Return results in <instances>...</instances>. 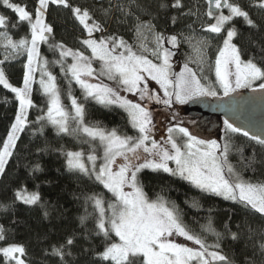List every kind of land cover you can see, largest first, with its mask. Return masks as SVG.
<instances>
[{"label":"snow or ice","instance_id":"obj_1","mask_svg":"<svg viewBox=\"0 0 264 264\" xmlns=\"http://www.w3.org/2000/svg\"><path fill=\"white\" fill-rule=\"evenodd\" d=\"M207 2L208 10L205 14L214 22L204 25L203 30L223 35L222 46L215 59L214 84L202 83L187 65L180 73H172L170 58L174 53L165 45L176 47L177 35L165 36L162 32H156L150 21H140L139 16L134 26L136 38L140 41L139 47L143 51H149L144 40L145 34L150 33L155 42V47L150 50L155 61L142 53L138 54L123 37L116 34L104 35L107 31L104 25L87 8L73 5L71 0H35L33 11H29L26 5L0 0L16 16L15 23H12L8 17L0 15V29L4 30L0 32V37L3 38L4 47L10 48L12 53L27 54L21 86H13L6 78L3 68H0V85L14 93L18 101L15 118L0 146V176L5 173V166L13 155L20 133L31 123L28 120V110L35 107L31 92L35 82L34 74L39 71V84L48 103L47 111L37 117L36 123L41 125L37 131L42 133L43 126L47 123L55 128L57 134L79 133L88 137L86 143L90 144V148L86 156L84 151L64 153L67 168L94 180L113 198L107 202V207L103 196L98 193L86 198L98 212L94 235L103 237V248L95 251V257L104 264H232L220 250L221 233L212 228L211 221L204 226V230L217 237L213 244L191 232L182 222L178 210L174 206L170 207L162 197L148 199L139 175L144 169L178 176L202 192L239 202L264 216V184L243 180L228 162L232 145L227 134L240 133L261 146H264V135L252 134L225 119V137L221 145L215 139L198 138L187 127L176 123L168 127L165 144H160L150 137L153 131L151 111L147 106L121 95V91H124L138 96L140 101H154L172 108L174 104L184 105L198 97H216L220 92L225 97L244 88L264 92V66H260L254 58L242 59L241 48L234 43L237 30L234 26L228 27L236 17H242L249 27L255 28L256 24L239 3L230 0ZM50 5L68 9L84 33L78 37L83 51L80 48L73 49L63 42L49 44V48L58 53V59L53 63L59 64L65 77L81 88L85 99L92 98L106 106L116 105L126 111L137 136H122L116 129L108 131L87 125L84 122V105L71 92L68 93L71 112L62 104L56 76L48 70L49 62L40 55V45L49 43L50 37L54 35L53 26L46 20ZM133 6L140 8L136 0H128L127 6L118 0L111 7L130 16ZM256 6L264 8V0H259ZM111 7L103 9L105 16L110 14ZM172 7L181 8V0H175ZM225 8L228 14H224ZM10 23L13 28L19 24H27L28 32L19 40H13L7 34ZM95 33L101 35L97 38ZM206 45V40L199 41L197 50ZM86 51L90 55H86ZM8 58L5 56V60ZM68 58H71V63H67ZM94 61L100 62L98 70L93 67ZM3 63L0 60V64ZM102 78L113 81L115 87L104 83ZM149 80L159 86V91L150 88ZM160 92L163 93L162 96ZM72 122H75V128L71 127ZM177 133L184 138L182 145L177 143L174 135ZM95 141H99L102 154H98L91 146ZM165 145H170V148ZM253 159H249L246 166H250ZM169 162H173L175 168L170 167ZM31 171H41L40 165H33ZM15 198L27 205H35L40 201L39 193H29L24 188L15 191ZM44 214L47 215V212ZM84 219L85 217L81 218V223ZM225 227L230 232L231 239L237 240L238 233L231 232L227 225ZM112 234L118 239L113 240ZM174 236L183 237L197 247L178 243L172 239ZM3 239V229L0 228V240ZM74 242L75 238L69 236L66 243L59 247L53 246L52 254L64 261L65 256L72 255L70 246ZM66 247L69 248L67 252ZM260 248L264 250V243L260 244ZM84 251L87 252L88 249ZM0 254L5 264H26L23 245L9 244L0 247Z\"/></svg>","mask_w":264,"mask_h":264},{"label":"trees","instance_id":"obj_2","mask_svg":"<svg viewBox=\"0 0 264 264\" xmlns=\"http://www.w3.org/2000/svg\"><path fill=\"white\" fill-rule=\"evenodd\" d=\"M206 1L181 0L182 7L174 8L172 4L175 0H136L140 8L133 6L130 16H125L117 8L111 7L116 5L118 0H71V3L87 8L106 28L104 35L116 34L123 37L129 45L135 34L134 26L138 22L136 18L139 16L140 21H150L155 26L156 32H162L165 36L177 35L178 48L189 49L183 46L186 40H197L194 44H198L204 38L210 40L216 38V36L204 35ZM10 2L26 5L29 11H33L35 5V0H10ZM230 2L239 3L256 24L255 28L249 27L242 17H236L228 25V27L234 26L237 30L238 35L234 43L241 48L242 59L254 58L255 62L264 66V51H262L264 8L256 6L259 0H230ZM119 3L127 6L128 0H119ZM110 7V14L105 16L103 9ZM0 15L8 17L12 23L16 21L15 13L2 3H0ZM46 20L53 26L54 35L50 37L49 43L40 45V55L49 62L48 69L56 76L63 103L69 108L68 93L71 92L78 102L84 105V122L87 125L108 131L116 129L122 136H137L138 133L131 127L122 110L113 105L98 103L92 98L85 99L81 88L65 77L59 64L53 63L58 59V53H54L49 48V44L63 42L73 49L81 46L78 37L83 36L84 33L71 17L70 11L50 5ZM3 31L0 29V32ZM27 32V24H19L13 28L10 23L7 29V34L13 40H19ZM94 35L98 38L101 33ZM218 38L221 40L223 35ZM210 44L209 42L207 45ZM165 46L171 51L174 50L167 44ZM5 56L9 58L5 60ZM214 57L213 54L208 57L210 62L204 63L200 68H204V74L206 73L204 78H208L209 73L213 75L211 63H214ZM0 60L4 61L0 64V68H3L9 82L13 86H21L27 54L12 53L10 48L4 47L3 38L0 37ZM210 81L212 82V78ZM31 99L35 105L28 110V120L31 123L20 133L13 155L5 166V173L0 176V205L5 206L0 207V228L3 229L4 236V239L0 240V247L9 244L23 245L26 251L23 257L26 264H104L95 257V251L103 248V237L94 235L98 212L93 203L86 198L98 193L106 199L108 193L94 180L77 171L69 170L64 155L67 151H84L86 156L90 146L84 141L83 135L57 134L55 128L47 123L44 124L42 133L37 131L41 127L36 123L37 117L47 111L48 101L36 83L32 86ZM191 107L192 104L183 107L181 117L185 124L187 120H192L196 125L199 119L191 116ZM17 108L18 101L15 95L0 85V146L7 136ZM212 122L213 120H210L208 123ZM71 127L75 128L76 124L72 122ZM223 137H225L224 122L220 133L221 145L224 143ZM227 138L232 145L228 153V162L235 171L245 181L264 184V146L240 133H228ZM249 159H253V162L250 166H246ZM37 163L41 171L32 173V166ZM139 175L149 200L162 197L170 207L174 206L178 210L187 228L200 235L209 244L217 240L215 235L204 230V226L211 221L212 228L221 233L220 250L232 263L264 264V250L260 248V244L264 243V216L239 202L202 192L181 178L161 171L144 169ZM20 188L26 189L29 193H39V203L27 205L17 201L15 191ZM194 204L196 206H193ZM45 212L47 215L44 214ZM82 217H85L83 223H81ZM225 225L231 232L238 233L237 240L231 239V234ZM69 236L75 238L74 244L70 246L72 255L65 256L64 261H61L58 256L52 254V248L66 243ZM112 239L118 238L112 234ZM85 249L88 251L85 252ZM65 251H69V248L66 247ZM0 264H5L2 254H0Z\"/></svg>","mask_w":264,"mask_h":264},{"label":"rangeland","instance_id":"obj_3","mask_svg":"<svg viewBox=\"0 0 264 264\" xmlns=\"http://www.w3.org/2000/svg\"><path fill=\"white\" fill-rule=\"evenodd\" d=\"M34 4H35V2H34ZM207 6H208V3L206 1V10H208ZM223 12H224V14H228V10L226 8L223 9ZM203 22H204V24H203V26H204V25L210 24V23H212L214 21L210 20L207 17V15H206L204 17ZM204 35H209V36L212 35L214 37L216 36V38L215 39H211V40L208 39V38H204L203 40H206L207 44L209 42L211 44L207 45L206 48L203 47L199 51L197 50L198 49V44H194V43H196L197 40H191V41L186 40L184 42L183 46H185V47H187L189 49H185V48L183 49V47H179L178 48L177 46L176 47H172L171 45H168L170 48L174 49L173 50L174 52L170 50L172 53H174V55H172L171 58H170V63L172 65L171 71H172V73L178 74V73H180L182 68L185 65H187L189 68H191L196 73L197 77L201 80L202 83H209L210 79L212 78V82L211 81L210 82L214 84L215 83V79H216L215 78V71H214L215 59H216V55L218 54L219 47L222 46L223 38L220 40L218 37H220L221 35H216V34H212V33H208V32H205ZM145 36H146V38L144 40V43L146 44V46L149 49V51H143L139 47L140 41L137 40L135 34H134L133 39L130 41V45L133 47V50L136 51L138 54L142 53V54L148 56L149 59H153L155 61V57L151 55V51H150L152 48L155 47L154 39H153V37H152V35L150 33H146ZM80 49L82 51L84 50L82 48V46H80ZM85 54L86 55H90V52L86 51ZM212 54H213V56H215L214 57V63L213 64L211 63V66H212V69H213V75L211 73H209L208 74L209 77L208 78H206V77L204 78L206 73L204 74V71H203L204 68L203 69H200V68L203 66L204 63L207 64V63L210 62L208 57L210 58V56ZM68 61H67L68 63H71V58H68ZM93 67L98 70L100 68V62L99 61H94L93 62ZM34 77H35V82L34 83H36L39 86V88L41 89V86L39 84V80L41 78L40 72L37 71L34 74ZM103 82L106 83V84H109L110 86L115 87V84H114L113 81H110V80H107V79H103ZM148 83H149L150 88L152 90L159 91V86L154 81L149 80ZM257 83H259V82H257ZM254 87H255V85H254ZM41 91H42V89H41ZM243 91H252V90L244 88V89H238L236 92H243ZM121 95L126 96L128 99L132 100L133 102H139V103L147 106V108L152 113V127H153V131L150 134V137H151V139H155L160 144H165V140H166L167 135H168V133H167L168 127L173 126L176 123H181L182 125H186L188 127H192L195 124V121L192 122V120H187L186 124H185V122H183V119L181 117V112H182L181 109L183 107H188L193 101L198 100V99H202V98H210L211 99V98H216L218 96H223V93L220 92L219 95L216 96V97H211V96L198 97V98L194 99L193 101H189L188 103H186L184 105L174 104L172 108H168V107L164 106L163 104H157L154 101H148V100L140 101L138 96H135V95H133L131 93H127V92H124V91H121ZM160 95L162 96L163 93L160 92ZM47 101H48V98H47ZM62 104L65 106L66 109H68L69 112H71L70 100H69V103H68L69 108H67V106L63 103V101H62ZM113 106H116V105H113ZM116 107H118V106H116ZM118 108L125 113V115L127 116L128 120H129L127 112L124 111L120 107H118ZM174 115H175V119H173ZM73 123H75V122H73ZM81 135H83V134H81ZM174 135H175V137L177 139V143L182 145L184 143V138H182L180 136V134H178V133L174 134ZM83 136L85 138L84 141L86 142L89 138L86 137L85 135H83ZM212 139H215V138L212 136V137H210L209 140H212ZM95 142H96L95 144H93V142H92L91 146L96 149L98 154H102V149H101V147L99 145V141H95ZM88 145L90 146L89 143H88ZM165 146L170 148V145H165ZM169 166L172 167V168H175V164L173 162H169ZM146 170H148V169H146ZM225 174L227 175V171L225 172ZM176 177H178V176H176ZM218 197H220V196H218ZM221 198H223V197H221ZM112 199L113 198L111 197V194L108 193V197L106 199H104L105 202H106L105 203V207H107V202L111 201ZM172 239H174L178 243H182V244H185L187 246L197 247V246L193 245L192 242L186 241L183 237L174 236V237H172ZM188 244H190V245H188ZM13 264H14V262H13Z\"/></svg>","mask_w":264,"mask_h":264},{"label":"water","instance_id":"obj_4","mask_svg":"<svg viewBox=\"0 0 264 264\" xmlns=\"http://www.w3.org/2000/svg\"><path fill=\"white\" fill-rule=\"evenodd\" d=\"M191 104V116H196L199 121L192 127L183 126L201 139L209 140L213 136L219 143L225 119L252 134L264 135V92L260 90L234 92L227 97L202 98ZM210 120L213 122L209 124Z\"/></svg>","mask_w":264,"mask_h":264},{"label":"flooded vegetation","instance_id":"obj_5","mask_svg":"<svg viewBox=\"0 0 264 264\" xmlns=\"http://www.w3.org/2000/svg\"><path fill=\"white\" fill-rule=\"evenodd\" d=\"M173 51V50H172ZM174 52V51H173ZM201 124H203L202 122H200ZM183 126V125H182Z\"/></svg>","mask_w":264,"mask_h":264}]
</instances>
